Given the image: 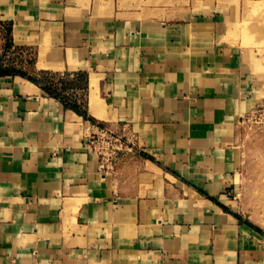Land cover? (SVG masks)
<instances>
[{"label":"crops","instance_id":"obj_1","mask_svg":"<svg viewBox=\"0 0 264 264\" xmlns=\"http://www.w3.org/2000/svg\"><path fill=\"white\" fill-rule=\"evenodd\" d=\"M43 3L0 0V21L38 70L87 74L94 122L0 76V264H264L261 237L205 194L231 202L234 126L262 100L264 54L228 12L130 21ZM105 130L132 141L109 168L90 143ZM125 166L141 186H123Z\"/></svg>","mask_w":264,"mask_h":264},{"label":"rangeland","instance_id":"obj_2","mask_svg":"<svg viewBox=\"0 0 264 264\" xmlns=\"http://www.w3.org/2000/svg\"><path fill=\"white\" fill-rule=\"evenodd\" d=\"M43 2L44 6L56 4L57 8L66 9L74 14L88 13L92 10L94 15L109 14L111 16L109 19L130 21L143 18L167 21L175 20L178 16L188 21L195 16L207 17L211 12H228L226 19L233 27L235 36H240L242 43L249 46L251 51H255L253 55L264 54V0H43ZM260 19L263 22V29L257 28ZM3 28L6 30L5 24ZM200 36L208 37L206 33ZM35 61V51L31 47L8 43L6 33L0 32V70H19L38 78L42 85L51 89L55 97L66 105L78 106L87 114V74L83 71L71 73L38 70ZM38 66L42 64L39 63ZM46 94L50 96V93ZM261 96L262 100L234 126L235 168L234 183L229 194L231 202L222 204L217 198L205 194L236 218L239 224L256 232L264 241V92ZM89 117L93 119L89 121L94 122V118ZM105 132L120 139L121 147L117 151L129 152L128 149L132 146L130 137L119 138L108 130ZM144 157L149 156L144 154ZM133 170L131 166L124 167L121 178L123 186L130 187L136 184L137 180L140 186L143 184L140 181L141 177L136 178ZM106 178L109 184L114 185L110 173H107Z\"/></svg>","mask_w":264,"mask_h":264},{"label":"built area","instance_id":"obj_3","mask_svg":"<svg viewBox=\"0 0 264 264\" xmlns=\"http://www.w3.org/2000/svg\"><path fill=\"white\" fill-rule=\"evenodd\" d=\"M0 32H6L3 28V24H0ZM90 143L96 153L100 156L102 164L107 168L111 167L113 165L115 152L121 147L120 139L114 138L103 131L100 135L90 136Z\"/></svg>","mask_w":264,"mask_h":264},{"label":"trees","instance_id":"obj_4","mask_svg":"<svg viewBox=\"0 0 264 264\" xmlns=\"http://www.w3.org/2000/svg\"><path fill=\"white\" fill-rule=\"evenodd\" d=\"M0 24H5L6 25V36H7V40H8V43H11L12 40L10 38V31H11V24L9 22H3V21H0ZM3 75H19L31 82H33L34 84L38 85L40 88H42L46 93H50L51 96H54L55 97V94L53 92H51V89L48 87V86H45V85H42L41 82L39 81L38 78L34 77V76H30L22 71H19V70H14V71H11V70H6V69H3V70H0V76H3ZM69 108H71L72 110H74L77 114L81 115L84 119H88V120H91L93 121V119H91L85 111H82L78 108V106L74 105V104H69L67 105Z\"/></svg>","mask_w":264,"mask_h":264}]
</instances>
